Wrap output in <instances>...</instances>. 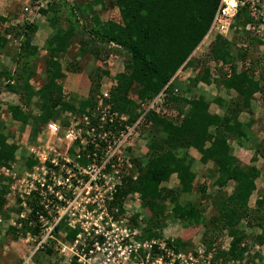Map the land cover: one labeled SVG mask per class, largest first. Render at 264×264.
<instances>
[{
	"label": "trees",
	"instance_id": "obj_1",
	"mask_svg": "<svg viewBox=\"0 0 264 264\" xmlns=\"http://www.w3.org/2000/svg\"><path fill=\"white\" fill-rule=\"evenodd\" d=\"M31 1L32 4L37 2ZM219 1L90 0L74 2L72 9L67 0H62L60 4H47V9H39L36 4L33 8L28 6V16L38 8L48 24L56 28L43 47L40 86L35 88L31 84L38 74L35 61L40 52L32 45L38 26L25 18L21 24L0 32V55L9 53L10 43L18 42L17 54L13 57L15 72L12 74L0 64V82L5 81L7 89L18 93L19 106H7V113L21 126L20 131L28 126L37 134L47 122L57 121L56 118L65 113L76 114L78 119L86 115L97 127V107L99 99L103 98L101 80L109 76L110 69L102 65L111 57H120L122 68L113 77L115 86L111 87L108 99H104L110 106L104 131L110 141H115L126 127L137 124L135 131L145 132L147 154L145 163L133 158L130 163L123 161L117 166L123 179L115 187L110 206L115 207L137 193L139 210L131 221L135 225L141 218L144 224L141 238L162 239L161 231L169 218L180 221L184 227L201 225L204 228L202 241L209 247L217 239L212 236L214 231H226L230 238L228 249L218 248L215 260L222 258L224 264L229 261L254 264L246 258L253 244L264 247V194L255 201L253 208L249 201L256 191L260 171L254 165H241L230 142L254 150L252 164L260 149L264 150V144L256 143L253 137L255 120L249 118L242 122L239 119L241 113L251 114L256 94L264 95V66L260 65L264 42L252 38L249 45L242 48L236 39L228 41L216 36L208 49L196 56L194 52L210 28ZM56 5L67 6L70 13L64 17L65 22L55 16ZM112 10H117L118 15L103 20L101 16L110 15ZM76 12L84 22L88 19L87 25H82ZM5 21L6 17L0 15V24ZM83 68L88 69L85 72L87 95L67 96L62 86L66 74L81 73ZM183 70H190L187 84L179 82L176 76ZM199 83L214 84L218 89L233 93L234 99L226 101L219 96H209L197 90ZM160 94L161 112L147 111L149 103ZM211 104L224 108V112L221 115L211 113ZM61 121L62 126L66 125L67 117ZM13 131L5 132L0 107V168L12 170L16 163L17 145L9 142ZM99 145L105 146L104 142ZM190 150L199 154L200 164L212 165L209 176L218 191L208 200L212 207L209 216H204L199 201H195L198 196L192 194L196 174ZM126 151L131 152V148ZM92 152L93 148L89 147L88 153ZM69 154L75 156L73 149ZM20 161L24 171L31 170L37 163L33 156L27 155H22ZM89 161L83 157L80 160L84 166ZM111 164H117V159L113 158ZM171 177L175 178L176 186L167 188L164 184ZM229 183L233 184L231 193L219 191ZM204 188L199 193H204ZM6 194L7 187H2L0 217L4 220L7 219ZM29 205L33 208L29 218L36 221L38 207L34 203ZM242 222L249 229L260 230L252 245L246 242L247 235L240 227ZM22 223L19 229L10 226L7 232L11 236L10 243L19 241L20 236L27 233H37V226L32 228L27 221ZM166 245L175 253L186 247L180 239L166 240ZM44 253L50 257L53 252L47 249ZM256 256L263 264L264 258L257 252Z\"/></svg>",
	"mask_w": 264,
	"mask_h": 264
},
{
	"label": "built area",
	"instance_id": "obj_2",
	"mask_svg": "<svg viewBox=\"0 0 264 264\" xmlns=\"http://www.w3.org/2000/svg\"><path fill=\"white\" fill-rule=\"evenodd\" d=\"M28 12L29 9L24 8L25 19L30 22L40 16L38 8L32 16H28ZM216 36L228 41L236 39L242 48L248 46L252 38L264 42V0H220L201 45ZM161 97L160 94L149 103L146 110L160 113ZM104 99H108V94L99 99L97 127L88 116L78 119L71 113H65L67 123L63 130L56 122L45 124V131L65 144V154L60 160L45 146L48 152L32 154L30 151L29 156L37 163L21 176H17L13 168H0V175L12 180L11 193L21 208L16 221L9 224L19 229L22 222L27 221L29 227H38L36 234L20 236L29 246L25 264L47 249L57 253L61 264H210L212 253L204 258L202 246L194 253L185 254L181 250L175 253L164 238H141L144 227L141 218L135 225L131 221L138 210L129 215L123 203L110 206L115 187L123 179L117 169L124 161L119 151L129 147L123 145L131 140L137 124L126 127L115 141H110L104 131L110 106ZM77 142L79 146H74ZM99 142H104L105 146H100ZM89 147L93 148L92 154L88 153ZM71 149L75 156L69 154ZM81 157L91 161L84 166ZM113 158L117 159L115 165L111 164ZM135 199L139 203L138 195ZM28 202L38 207L36 221L29 218L33 208Z\"/></svg>",
	"mask_w": 264,
	"mask_h": 264
},
{
	"label": "rangeland",
	"instance_id": "obj_3",
	"mask_svg": "<svg viewBox=\"0 0 264 264\" xmlns=\"http://www.w3.org/2000/svg\"><path fill=\"white\" fill-rule=\"evenodd\" d=\"M37 2L32 4L31 0H0V15L6 17V21L0 24V32L3 30H7L10 27H14L18 24H21L22 21L24 20L25 16L21 14V9L23 10L25 7V5H27L26 7L29 6V8H33V6H39V9H47V4L52 5V3L54 4H60V2L62 3V0H36ZM79 1H90V0H67L66 3H68V7H71L72 9L74 7L73 4L75 2L79 3ZM36 4V5H35ZM58 6V12L55 13V16L58 17L59 21H64V17L70 13L69 11H67V6H63V5H56ZM98 9V8H97ZM96 9V10H97ZM35 13V10H34ZM39 13V18L35 21V24L37 26H42L44 27V29H49L50 30V35H52L56 28L53 29V27H51L48 24V21L46 19V16L43 15L42 13ZM92 14V13H90ZM50 15H52V13H50ZM76 17L80 20V22L82 23V25H87L88 22L86 19V21L84 22L83 18H80V13L76 12ZM118 15L117 10H112L111 14L109 15L108 13H104L101 17L103 20H105L108 17H116ZM44 22V23H43ZM65 22V21H64ZM65 25V24H64ZM60 32V31H59ZM49 35V36H50ZM38 41H40L39 39H37ZM213 41V40H212ZM212 41H207L205 43H202V45L200 44L198 46V48L195 50V55L199 56V53H201L202 51H204L205 49H208V47L210 46V43ZM18 44V42H17ZM17 44L13 43V44H9L10 46L8 47L9 49V53L6 54H1L0 55V64L4 65L5 67L8 68L9 71H11L12 74H14L15 69H16V65L13 62V57L16 56L17 54ZM262 45H264L262 43ZM261 67L264 66V46L261 47ZM251 58L253 59L254 57L251 55ZM65 60V59H64ZM68 60V59H67ZM103 68H110L109 69V76H107L106 78H110L112 81V87L115 86V82L113 81V77L116 75L117 72H119L122 68V60L120 57H111L108 60L105 61L104 65H102ZM14 68V69H13ZM40 72V71H39ZM88 72V69L83 68L82 69V80L80 82L79 85V89L77 90V93L75 94V96L77 97H85L87 95V92L89 90L88 84L85 81V77H86V73ZM190 70H183L181 72H179V77L180 78H185L186 81L188 80V76ZM39 75V73H38ZM40 76V75H39ZM37 76V78H35L33 80V86L35 88H38L40 86V77ZM108 80V79H107ZM106 80V81H107ZM110 81V82H111ZM108 84H110L109 81H107ZM75 85V83H73ZM183 84H187V82L183 83ZM73 85V87H74ZM197 90H202L203 92H206L209 96L215 97V96H219L223 99H225L226 101H229L231 99H234V94L233 93H229L227 91H225L224 89H218L215 87V85H205L202 83H199L196 86ZM0 107H1V112H2V121L4 122L5 125V132L7 133L9 131V129H13L15 132L14 135L12 137L9 138V142L10 143H15L17 146V152H16V163L12 166L13 171L17 174V176H21L24 172V169L22 167L23 162H21V156L22 155H27L29 156L32 152V154H40L43 150H45V146H48L49 148H51L50 153L52 155H55L56 158H58V160H60V156L61 158H63V155L65 154V144L61 143V141L55 137H51L46 131H45V125L42 126L40 132H38L37 134H34L32 132V129L29 128L28 126L25 127L23 129V131H20L21 126L18 123L13 122L8 113H7V106L9 105H13L16 102L18 103V96H17V92L16 91H11L9 89L6 88V84L5 81H1L0 82ZM73 90L69 91L68 89H63V92L67 95L70 96L72 94H74L72 92ZM189 96V94H187V97ZM100 97V96H98ZM210 98V97H209ZM16 103V104H17ZM251 114H247V113H241L239 115V119L240 121L244 122L247 121L249 118H253L255 120L254 125L252 126L253 128V137L256 143H259L261 146H263L264 144V95L258 93L255 95L254 97V102L251 105ZM25 112L28 111V109H24ZM31 111V109H30ZM36 112V111H33ZM210 112L211 113H217V114H222L224 112V108L219 107L217 105L211 104L210 105ZM34 114V113H33ZM77 117L76 114H73ZM66 115H61V117H57V121H50V122H56L58 124H62L61 120H63V118H65ZM64 126L61 125V129L63 130ZM144 135L145 132L143 134L139 133V132H135V134L133 135V137L131 138L130 141H128L127 144L123 145V146H129L127 148H131V152L126 151L127 148L125 149H121L119 151V153L121 155L120 158L122 160H124L125 163H130L131 159L136 158L137 160L140 161V163H145L146 161V154H147V149H146V142L144 140ZM230 146L232 148V152L234 154V156L240 161L241 165L243 166H251L254 165L259 171H260V176L258 177V179L256 180V191L253 193V195L250 198L249 201V206L250 208H253L255 206V201L259 198V196L262 194H264V150L260 149V153H257L258 158L256 159V162L254 164L251 163V158L254 155V150H252L249 146L245 145V146H239L237 144H235L234 142H230ZM264 147V146H263ZM45 152H48V150H45ZM30 153V154H29ZM190 156H192V158L194 159V164H193V170L195 171L196 174V179L194 182V187H193V191L192 194L194 196H198L196 197L195 201H199L198 203L200 204V208H202V211L204 213V216H209L212 213V207L210 205V203L208 202L210 195L216 194V192L218 191V189L216 187H214L212 185L213 179H210L209 176V170L212 167V165L210 163L202 165L199 163V154L194 151V150H190L189 151ZM132 168H133V163H132ZM1 174V172H0ZM134 176H137V174H135ZM7 179V180H6ZM12 182V180L10 179V177L5 178L3 175H0V189L2 187H7V194L5 196L6 199V203L4 205V210L7 213V219H2V223L0 224V256L2 258H5V262L6 260H9L10 264L14 263L15 260V251H9L7 246L10 245L9 241L11 239V236H9L7 233L9 231L10 228V221L11 222H15L16 221V217L18 216V214L21 211V208L18 206V202L17 200H15V196L12 195L11 193V189H10V183ZM167 188H173L174 186H176V180L174 177H171L169 182H167L166 184H164ZM202 187H205L204 193H199V191L201 190ZM221 190V192H226V193H231L233 190V184L229 183L227 184L226 187L219 189V191ZM137 196L136 194L130 195L129 198L125 199L122 201V204L125 207L126 212H128L129 215H131L132 213H134L135 211L139 210V204L135 197ZM197 203V202H196ZM168 208L170 209V207L168 206ZM124 210V212H125ZM123 212V210H122ZM245 222L241 223V228L244 230V232L247 235L246 238V242L247 243H251V245L253 244V238L255 237V235H257L260 230L257 228H253V229H249L248 227H245ZM204 228L201 225H197V226H190V227H184L180 221H175L173 219H168L166 226L162 229L161 231V236L162 238H164L165 240H176V239H180L182 240V242H184L186 244V247L184 249H181V251H183L185 254H189V253H194L195 250H197V248L199 246H202L203 249L205 250V256L204 258H206V256H208L209 253H212V257L210 260V264H224L223 263V259L219 258V260H215V257L218 255V252L220 250H227L228 249V245L230 242V238L227 235L226 231L223 232H215L213 233L212 236H216V241L213 243V245L207 246L203 241H202V234H203ZM19 243L21 244V246H19L18 249L21 250V252L24 255H27V251L29 250V246L25 243L24 240L20 239ZM25 244V246L23 245ZM27 251H26V248ZM209 247V248H208ZM218 248H220V250L218 251ZM214 250V252H213ZM53 252V251H52ZM256 252L264 258V247H260L256 244H253L249 250V253L247 255L246 259H250L254 264H262L260 263V261L258 260L257 256H256ZM9 255V257H8ZM8 257V258H7ZM28 257V256H27ZM26 257V258H27ZM26 258L22 259L21 262H18L21 264H25V260ZM15 262L14 264H18V262ZM61 260L59 259L57 253H52V255L50 257H48L46 255V253H39L35 256V258L32 259V262L27 263V264H61ZM226 264H233L232 261L227 262ZM264 264V263H263Z\"/></svg>",
	"mask_w": 264,
	"mask_h": 264
},
{
	"label": "crops",
	"instance_id": "obj_4",
	"mask_svg": "<svg viewBox=\"0 0 264 264\" xmlns=\"http://www.w3.org/2000/svg\"><path fill=\"white\" fill-rule=\"evenodd\" d=\"M26 6L27 5H25L24 7L26 8ZM22 15H24V14H22ZM2 16V15H1ZM25 16V15H24ZM4 17V16H3ZM44 23V22H43ZM49 35H50V30L49 29H44V27H42V26H38V29H37V31H36V33L34 34V37H33V39H32V45L33 46H36L38 49H39V57L37 58V60L35 61V65H36V70H37V72L38 73H40L41 72V70L43 69V63H42V61H41V57H43V56H45V51L43 50V47H44V44H45V42H46V40H47V38L49 37ZM37 39H39L40 41H38ZM16 67V66H15ZM14 69V68H13ZM40 71V72H39ZM179 72H181V71H178V75H179ZM176 74V76L179 78L178 80H179V82H181V83H185V82H187L186 81V79L185 78H180L178 75ZM37 76H39L38 74L36 75V78H37ZM82 74L81 73H78V74H74V73H67L66 74V79L64 80V82L62 83V86H63V89L65 90V89H68L69 91H71V90H73L72 92L74 93V94H76L77 93V90L79 89V85H78V83L80 84V82H81V80H82ZM108 79V80H107ZM111 81V79L110 78H106V77H103L102 78V80H101V93H102V95L103 94H109V92H110V89H111V87H112V81L110 82V84H108V82L107 81ZM85 81H86V83L88 84V82H87V79H86V77H85ZM33 82V80H31V84H33L32 83ZM73 83H75V85L73 84ZM6 84V83H5ZM73 85H74V87H73ZM18 101V100H17ZM17 103V102H16ZM13 104V105H11V106H14V105H17V106H19V104L17 103V104ZM195 151V150H194ZM24 246H25V244H23ZM19 246H21V244L19 243V241H16V242H12V243H10V245H8L7 246V248H8V250L9 251H15V253H16V255L14 256L15 257V260H14V263L18 260V261H22V259H24V258H26L27 257V255H24L23 256V253L21 252V250L20 249H18L19 248ZM26 248V247H25ZM26 251H27V248H26ZM28 252V251H27ZM8 257H9V255H8ZM7 257V258H8ZM32 262V261H31ZM30 262V263H31ZM13 263V264H14ZM0 264H10L9 263V260H6V262H5V258H2L1 256H0ZM22 264V263H21Z\"/></svg>",
	"mask_w": 264,
	"mask_h": 264
}]
</instances>
